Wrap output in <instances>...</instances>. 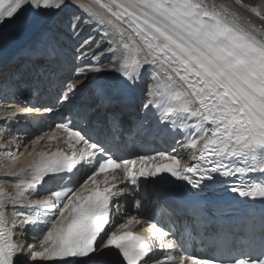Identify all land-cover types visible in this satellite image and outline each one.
<instances>
[{"label": "snow or ice", "instance_id": "1", "mask_svg": "<svg viewBox=\"0 0 264 264\" xmlns=\"http://www.w3.org/2000/svg\"><path fill=\"white\" fill-rule=\"evenodd\" d=\"M69 3L0 0V35L24 24L28 13L42 17L63 10ZM87 11L109 26L105 32L108 43L116 44L108 50L118 79L115 84L99 83V92L129 93L146 74L152 76L151 99L144 107L154 110L156 119L147 131L172 138L182 134L181 148L191 150V163L175 149L118 158L111 147L87 137L71 121L57 124L68 139L82 142L83 149L78 156L73 152L72 158L59 151L51 156L41 153L38 161L9 172L19 180L14 182L15 197L0 191V264H18L15 258L25 255L32 261L94 264L98 256H106L112 249L122 257L120 264H161L151 255L154 241L128 230L134 221L139 222L135 217L116 229L108 228L123 206L119 197L129 192L137 195L142 179L152 178L151 182L159 185L173 182L171 177L203 192L223 178L240 197L264 198V179L257 181L250 175L264 174V38L256 29L206 0H92ZM255 14L264 20L261 12ZM69 27L76 31L80 23L70 20ZM86 67L101 71L98 65ZM71 90L78 91L75 85ZM29 111L32 109L23 107L10 111L8 119ZM91 157H97L91 174L79 184L72 182L78 162L93 163L88 159ZM106 173L110 175L103 181L96 180ZM66 179L69 183H62ZM48 180L61 183L45 192L46 198H32V191ZM7 205H12L11 221ZM17 205L43 209L45 217L56 212L37 238L38 248L23 239V226L41 221L27 217L17 228L15 217L24 215L15 211ZM135 207H142L139 199ZM169 235V231L156 228L154 238L161 249ZM175 246L168 242V247ZM165 259L170 264H185L186 257L181 253ZM191 264H264V246L258 252L254 248L229 250L227 254L191 259Z\"/></svg>", "mask_w": 264, "mask_h": 264}, {"label": "bare ground", "instance_id": "2", "mask_svg": "<svg viewBox=\"0 0 264 264\" xmlns=\"http://www.w3.org/2000/svg\"><path fill=\"white\" fill-rule=\"evenodd\" d=\"M206 2L209 5H216L219 9L226 11L230 15H236L240 18L242 23H250L252 27L256 29L258 35L261 36V38H264V20H261L255 14L256 11H259L262 15H264V0H240L239 3H237V0H206ZM91 4L92 0H70L68 6L63 10L53 11L42 17H33L32 25L27 28L29 31L24 35L19 36L22 38V41L7 44L11 38L7 37L4 39L0 44V56L4 53L13 52V50H15L22 43L25 44L28 50H32L33 52L37 50L43 51V49L49 50L48 60L43 61V63H41L38 67L34 66L35 64L32 62L22 61L21 63L16 64L13 68H10L9 70L12 73V78L19 77L24 82L26 88L29 86L40 90L41 85L37 82H39L41 77L47 74L51 75L55 72L56 83L60 85L62 77L65 75L64 72L66 71V63H70L71 60H73L76 68L75 72L84 74L85 77L76 82H70L69 89L66 94H71L73 99L80 97V100L77 99L76 101L78 103H83V99L86 97H88V99H92V97H94L91 102V106L93 108H97V100L100 94L98 84L104 82L114 84L118 79V74L112 68V53L108 50L109 47L115 49L116 44L113 43L109 45L108 43V36L105 32L109 26L94 17H90L87 8ZM70 20H75L80 23L78 30L73 31V29L69 27ZM91 39H94V41H90ZM81 40L82 43L80 42ZM73 56H76V59H73ZM87 65L101 66V71L95 72L91 68L86 67ZM97 77L100 79L98 80ZM152 81L153 77L146 74L138 84V94L146 98L148 101L151 99L150 89ZM73 85L76 86L78 91L73 92L71 90ZM8 106L16 109L21 108L13 103H10ZM14 108H0V115L5 113L8 114V112L14 111ZM3 128H5L4 125H0V129ZM6 140V137L2 138L0 135V191L15 197L16 189L14 187V182H17V180H15L16 177L9 175V172L19 171L20 168H24L25 166L32 164V162L38 161L41 153L47 156V154L41 150H45L48 147V143H46L45 146L33 149L31 143L17 141L13 146L9 145L2 148L3 145L8 144V141ZM68 145L72 146L73 144L68 143ZM72 147V151H74L75 148L74 146ZM190 151L191 150L184 149V151L176 152L182 153L184 160L190 163L188 155ZM130 195V192L126 194V196ZM126 196L119 197L121 204L125 203ZM31 197L42 198L39 195L38 189L32 191ZM7 209V216L9 221H11L13 219L11 214L12 205H7ZM125 209L126 213L128 210V219L131 217H137V212L133 209V207ZM31 210L33 209L21 207L19 205L15 207L16 212L24 214L15 217L17 221V228L21 227L19 221L27 218L25 216ZM122 210H124L123 206L119 209V211ZM43 211V209H36L33 210L32 213L33 215H36L37 213ZM29 217L33 218L34 216ZM123 219V217H118V220ZM136 220H138V218H136ZM126 221L127 220H124L118 224H123ZM135 223L136 221L133 222V224ZM9 227H11V224H9ZM27 234L28 230L25 229L24 236ZM22 257L26 259V263L30 264H41L44 262L39 259L32 261L26 255ZM98 260L96 261L97 263Z\"/></svg>", "mask_w": 264, "mask_h": 264}]
</instances>
